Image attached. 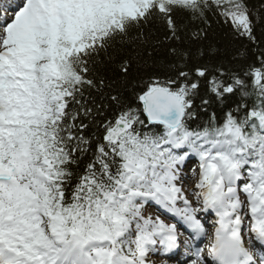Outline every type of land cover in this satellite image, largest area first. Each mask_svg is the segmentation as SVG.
Here are the masks:
<instances>
[{
	"label": "snow or ice",
	"instance_id": "1",
	"mask_svg": "<svg viewBox=\"0 0 264 264\" xmlns=\"http://www.w3.org/2000/svg\"><path fill=\"white\" fill-rule=\"evenodd\" d=\"M0 8L11 11L0 15V264H154L150 254L180 247L178 223L189 264H206L196 243L206 236L211 264H264V40L254 35L264 0ZM213 9L256 45L246 69L235 67L246 49L174 19ZM157 18L167 30L154 42L145 26ZM215 104L229 109L222 120L198 123ZM192 156L199 176L185 188ZM149 206L177 223L145 216ZM200 213L215 215L210 235Z\"/></svg>",
	"mask_w": 264,
	"mask_h": 264
},
{
	"label": "trees",
	"instance_id": "2",
	"mask_svg": "<svg viewBox=\"0 0 264 264\" xmlns=\"http://www.w3.org/2000/svg\"><path fill=\"white\" fill-rule=\"evenodd\" d=\"M249 6L251 8L258 9L260 6V0H247ZM175 22L180 26H187L189 30H196V29H203L207 32L209 42H212L215 46L223 49L228 48L232 49H240V50H247L248 52V59L247 61H240L238 62L235 67L246 69L247 64L253 62L256 57L253 55V52L256 50V45L253 44L251 41L247 39V37L238 36L232 25L231 22H226L224 17L219 16L216 14V10H210L206 13V19L204 20H195L191 21L190 18L183 13L182 11H178L174 17ZM167 30V25L160 19H154L148 25L145 26V31L151 35L152 40L155 42L157 40H162L164 38V33ZM254 35L256 36L258 41L264 40V24L259 22H254ZM260 47H264V44H261ZM142 87V85H140ZM207 84L204 81H201V96H203L207 92ZM139 91V87L136 89V92ZM127 96L131 97L135 100V93L133 92L132 88H128ZM233 99H240V94L237 95ZM255 96L249 98L248 103L251 105L254 102ZM197 105L200 104V99L195 101ZM135 106V105H134ZM231 108H235V104L230 105ZM222 105L215 104L212 107L208 108L207 115L203 114V110L201 109V115L199 117L198 123L206 122L213 113L216 114L217 117L223 118L224 114L229 110L228 108H223ZM141 119L144 120V117L141 115ZM145 121V120H144ZM146 123V122H145ZM196 126V124H192ZM91 157L89 156L88 159H85L78 171L82 172L83 168L87 165Z\"/></svg>",
	"mask_w": 264,
	"mask_h": 264
}]
</instances>
